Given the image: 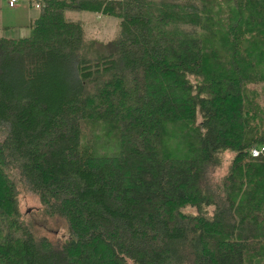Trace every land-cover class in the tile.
Instances as JSON below:
<instances>
[{"label": "trees", "instance_id": "16d2710c", "mask_svg": "<svg viewBox=\"0 0 264 264\" xmlns=\"http://www.w3.org/2000/svg\"><path fill=\"white\" fill-rule=\"evenodd\" d=\"M42 1L0 34V264H264V0Z\"/></svg>", "mask_w": 264, "mask_h": 264}, {"label": "rangeland", "instance_id": "374dc122", "mask_svg": "<svg viewBox=\"0 0 264 264\" xmlns=\"http://www.w3.org/2000/svg\"><path fill=\"white\" fill-rule=\"evenodd\" d=\"M38 13L39 8L34 5L31 6L28 0H16L13 5H8L7 0H0V34L15 37L28 35L30 33V28L28 26L29 18L36 16ZM64 14L70 19L82 21L86 34L89 36L107 40L114 38L118 34L119 19L117 17L74 9H66ZM3 26H8V28H3ZM228 155L229 154L224 155L225 161L228 159ZM17 199L20 211L26 219L29 217L36 223L42 221V214L39 210L40 204L34 195L18 187ZM47 222L50 226V230L40 226L35 228H37L39 232L45 234L64 232L60 224L53 223L48 218Z\"/></svg>", "mask_w": 264, "mask_h": 264}, {"label": "built area", "instance_id": "2783aa9c", "mask_svg": "<svg viewBox=\"0 0 264 264\" xmlns=\"http://www.w3.org/2000/svg\"><path fill=\"white\" fill-rule=\"evenodd\" d=\"M15 1L16 0H7V4L8 5H13ZM33 5L35 7H40L41 5H43V1L42 0H34ZM263 148H264L263 146H260V148L250 147L249 148V153L252 156L257 155L259 152H261L263 150Z\"/></svg>", "mask_w": 264, "mask_h": 264}, {"label": "crops", "instance_id": "0c3cea01", "mask_svg": "<svg viewBox=\"0 0 264 264\" xmlns=\"http://www.w3.org/2000/svg\"><path fill=\"white\" fill-rule=\"evenodd\" d=\"M33 17H34V16H33ZM33 17H30V18H29V21H30V19L33 18ZM29 21H28V23H29ZM7 27H8V26H7Z\"/></svg>", "mask_w": 264, "mask_h": 264}]
</instances>
